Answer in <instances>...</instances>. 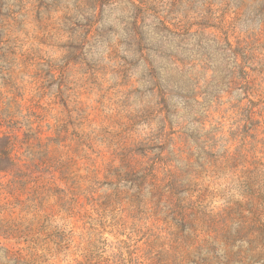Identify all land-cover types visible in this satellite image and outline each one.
<instances>
[{"label":"rangeland","instance_id":"374dc122","mask_svg":"<svg viewBox=\"0 0 264 264\" xmlns=\"http://www.w3.org/2000/svg\"><path fill=\"white\" fill-rule=\"evenodd\" d=\"M0 264H264V0H0Z\"/></svg>","mask_w":264,"mask_h":264},{"label":"trees","instance_id":"16d2710c","mask_svg":"<svg viewBox=\"0 0 264 264\" xmlns=\"http://www.w3.org/2000/svg\"><path fill=\"white\" fill-rule=\"evenodd\" d=\"M11 139L8 135L0 136V171L8 172L18 167V162L11 152Z\"/></svg>","mask_w":264,"mask_h":264}]
</instances>
